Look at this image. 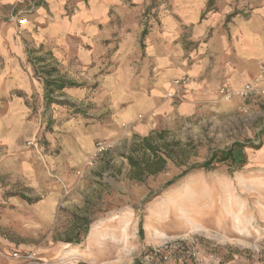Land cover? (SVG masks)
Segmentation results:
<instances>
[{
    "label": "rangeland",
    "instance_id": "374dc122",
    "mask_svg": "<svg viewBox=\"0 0 264 264\" xmlns=\"http://www.w3.org/2000/svg\"><path fill=\"white\" fill-rule=\"evenodd\" d=\"M147 4L139 26L148 35L161 30L158 9L164 5L181 25L179 42L187 68L192 66L200 58L194 53L200 43L189 38V26L173 10L172 0ZM15 33L21 39L27 35L26 30L17 35L16 26ZM146 39L140 41V53L130 59L139 68L146 55ZM121 41L116 35L105 43L115 48L109 51L100 75L121 63L119 57L109 61ZM25 47L29 62L37 63V49L27 41ZM182 76L196 82L188 74ZM194 104L190 112L175 109L122 122L114 136L95 141L92 149L78 156L61 152L63 136L54 134L52 127L60 116L64 120L77 113L91 114L93 106H70L66 109L73 114L65 115L59 105H33L38 128L32 138L16 151L0 146V264H16L8 259L14 251L33 253L50 264H99L95 258L104 264H264V98L246 112L240 110L237 99H220L218 91ZM148 117L153 121L146 131H137V123ZM145 138L166 165L159 173L138 176L128 158L150 159ZM66 144L71 151L77 147L72 137ZM100 144L105 150L94 157ZM235 144L245 146L243 171L231 172L226 166L211 172L192 169L215 151ZM241 155L238 152V160ZM47 157L58 163L52 166L55 163ZM62 161L76 165L65 170ZM175 178L180 179L166 187ZM21 196L39 201L31 204ZM67 200L73 201L71 206L64 205ZM74 216L91 222L90 234L79 249L66 243L75 236ZM177 243L184 244V250H178ZM155 250L170 251L169 259L155 257Z\"/></svg>",
    "mask_w": 264,
    "mask_h": 264
},
{
    "label": "crops",
    "instance_id": "0c3cea01",
    "mask_svg": "<svg viewBox=\"0 0 264 264\" xmlns=\"http://www.w3.org/2000/svg\"><path fill=\"white\" fill-rule=\"evenodd\" d=\"M129 1L132 7L126 0H0V146L16 151L32 138L38 128L33 105H59L65 115L72 113L66 109L70 104L89 105L91 114L77 113L64 120L60 116L52 127L54 134L63 136L61 152L84 155L95 141L120 131V123L175 109L190 112L194 102L215 96L223 86L237 89L252 82L264 64V0H172L173 10L189 26V38L200 43L194 52L200 58L189 68L179 42L183 30L164 5L158 9L161 30L146 36L141 67L130 60L142 49L145 29L138 18L149 0ZM16 13L28 19L23 39L17 38L10 19ZM116 35L122 41L109 61L119 57L121 63L100 75L115 48L105 43ZM25 41L37 49V63L29 62ZM183 74L196 82L184 90L186 102L173 106L166 100L168 86ZM56 78L77 86L57 92V101L47 104L45 81ZM152 121L148 117L137 123V131L145 132ZM71 137L77 146L73 151L66 144ZM47 158L55 163L52 166L58 163ZM61 163L65 170L76 165ZM72 203L67 200L64 205Z\"/></svg>",
    "mask_w": 264,
    "mask_h": 264
},
{
    "label": "trees",
    "instance_id": "16d2710c",
    "mask_svg": "<svg viewBox=\"0 0 264 264\" xmlns=\"http://www.w3.org/2000/svg\"><path fill=\"white\" fill-rule=\"evenodd\" d=\"M235 17V15L230 16L227 19V23L231 21V19ZM148 35V30H144L141 41L143 42ZM77 86L75 83L66 81L63 79H49L45 81V99L47 104H52L55 100L54 96L57 92L62 91L65 88H71ZM60 104H65V102H58ZM69 105V104H68ZM76 109L75 106L69 105ZM143 144L147 147L148 152L150 153L149 160L137 161L132 157L128 158V162L131 168L135 171L138 176H145L147 174H156L159 173L166 165V159L158 153V149L151 144L148 138L143 140ZM245 146L243 144H235L229 149L218 150L215 151L209 159L201 164H197L193 166L192 169L203 172H211L222 166H226L229 169H232L231 172H241L247 165V158L244 153ZM240 152L241 158L238 160L237 154ZM155 165H158L155 167ZM180 178H175L173 181L169 182L166 187H171L175 181ZM21 198L28 203L34 204L39 200H31L26 198L25 196H21ZM75 222V236L74 238H69L66 240V243L75 249H79L83 246V242L88 238L90 234V225L91 222L88 218L74 216ZM140 233L144 234L143 225H139ZM152 252L148 254L150 256ZM54 264V263H51Z\"/></svg>",
    "mask_w": 264,
    "mask_h": 264
},
{
    "label": "built area",
    "instance_id": "2783aa9c",
    "mask_svg": "<svg viewBox=\"0 0 264 264\" xmlns=\"http://www.w3.org/2000/svg\"><path fill=\"white\" fill-rule=\"evenodd\" d=\"M10 19L17 28V35L22 36L25 33V27L28 24L26 15L24 13H16L12 14ZM192 83L193 81L189 76H182L171 80L169 83V89L166 93L167 100L178 104L184 103L186 101L184 90ZM218 95L219 98L224 101L237 99L240 104V110L246 112L252 103L258 102L264 98V64L259 65L258 75L252 82L237 89L230 86H223L219 88ZM104 150L105 148L103 144H100L99 148L96 149V152L94 153V157H97ZM176 248L182 251L184 250V244L177 243ZM168 253L164 250H155L153 255L167 261L169 259ZM8 259L16 264H50L47 259L37 257L30 252L14 251L8 256Z\"/></svg>",
    "mask_w": 264,
    "mask_h": 264
}]
</instances>
